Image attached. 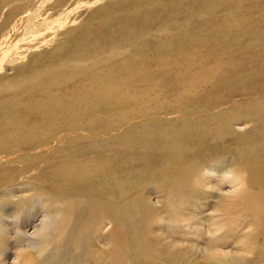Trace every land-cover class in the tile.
Here are the masks:
<instances>
[{
	"label": "bare ground",
	"instance_id": "bare-ground-1",
	"mask_svg": "<svg viewBox=\"0 0 264 264\" xmlns=\"http://www.w3.org/2000/svg\"><path fill=\"white\" fill-rule=\"evenodd\" d=\"M0 264H264V0H0Z\"/></svg>",
	"mask_w": 264,
	"mask_h": 264
},
{
	"label": "rangeland",
	"instance_id": "rangeland-1",
	"mask_svg": "<svg viewBox=\"0 0 264 264\" xmlns=\"http://www.w3.org/2000/svg\"><path fill=\"white\" fill-rule=\"evenodd\" d=\"M157 21V18H154V22ZM39 223V220H37L36 224ZM32 231V229L30 230V232Z\"/></svg>",
	"mask_w": 264,
	"mask_h": 264
}]
</instances>
